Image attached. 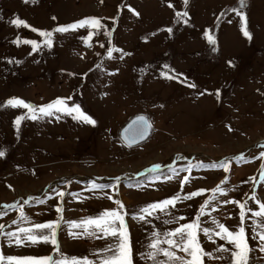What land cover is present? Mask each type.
Instances as JSON below:
<instances>
[{
	"label": "rangeland",
	"instance_id": "374dc122",
	"mask_svg": "<svg viewBox=\"0 0 264 264\" xmlns=\"http://www.w3.org/2000/svg\"><path fill=\"white\" fill-rule=\"evenodd\" d=\"M233 8L244 12L243 22ZM91 16L100 19L103 28L53 31ZM15 18L28 26L10 23ZM244 28L251 39L244 36ZM33 29L51 32L52 46L42 43L45 37ZM89 30L94 34L85 42ZM205 31L213 37L212 43ZM26 40H36L37 50L32 51ZM109 47L122 52L114 50L109 57ZM164 72L178 78H168ZM11 97L37 110L64 98L69 107L79 105L97 123L76 119L75 112L53 110L52 115H44L5 105ZM33 114L38 118L33 120ZM137 115L146 116L151 132L146 140L130 145L122 129ZM17 116L22 117L18 126ZM0 150L5 152L0 157V232L59 220L58 252L50 243L17 245L0 234V252L5 256L96 260L98 250L114 240L99 231L82 235L81 222L115 208V199H120L127 213L133 264H150L139 253L147 250L153 228L178 225L163 224L168 217L159 211L160 219L146 217L151 224L133 216L148 203L206 189L178 200L174 208L169 206V215L183 216L185 220L179 222H188L225 176L228 180L221 186L227 191L210 201L202 226L211 227L208 218L215 217L235 230L239 205L221 201H247L253 210L258 209L253 194L264 201L260 177L264 159L259 157L264 151V0H244L242 8L239 0H187L186 5L184 0H0ZM223 160L229 162L227 172L194 167L181 186L189 175L182 168L189 163ZM153 165L160 167L153 171ZM115 177L121 178L115 190L90 189L89 181L114 184ZM5 204L15 206L4 208ZM57 205L63 208L60 214ZM21 209L28 217L23 222L18 220ZM251 216L246 211L249 264H264L259 240L252 237ZM69 221L80 226L70 227ZM93 228L89 226L90 231ZM34 231L47 234L48 230ZM198 238L212 253L203 257V264H228L230 253L216 249L220 244L232 245L214 234L208 239L199 232Z\"/></svg>",
	"mask_w": 264,
	"mask_h": 264
},
{
	"label": "snow or ice",
	"instance_id": "6c2138e0",
	"mask_svg": "<svg viewBox=\"0 0 264 264\" xmlns=\"http://www.w3.org/2000/svg\"><path fill=\"white\" fill-rule=\"evenodd\" d=\"M27 2V0H25ZM185 5L187 4V0H184ZM241 8L243 7L244 0H239ZM171 6V5H170ZM233 12H236L239 16L240 20L243 22L245 20V14L242 10H238L236 8L231 9ZM138 15V14H137ZM180 16V13H177ZM183 16H187V12L183 13ZM55 19V17H53ZM187 20H184V23H187ZM13 25H27V22L23 19L15 18L10 21ZM88 26L89 29H101L103 25L97 17H85L82 19H77L71 23L58 25L53 31L58 32H68L69 30H75L77 28H83ZM33 31H38L41 36L45 37V40L42 41L46 46H52V40L50 39L52 33L49 31H43L40 29H33ZM168 32H172V28L167 29ZM93 31L89 30L87 38L90 39L93 36ZM244 36L251 39V33L244 28L243 29ZM105 35H110L109 33H105ZM207 36L208 41L210 43L213 42V37L209 35L207 31L204 33ZM25 43L32 45V51H36L38 48V42L36 40H26ZM121 51V49H114L109 47L107 49V55L109 57L112 56L113 51ZM215 50V49H214ZM129 53H123V55H128ZM231 65V61L228 62ZM168 66L165 65V68ZM118 71V70H117ZM168 78L176 79L178 77L170 76L168 72L162 73ZM189 87H195L194 84H189ZM220 90H216L217 96H219ZM203 95V93H200ZM67 99H70L67 98ZM5 105L18 107L22 106L29 110V112L38 111L44 115H52L53 110L55 111H65L71 115L75 112L77 115L74 117L76 119H80L86 123H90L95 125L97 121L90 115H87L83 112L79 105L73 104L69 107L64 98H56L55 100L43 104L39 106L38 110L35 109L30 103L25 102L23 99L18 97H11L5 101ZM33 120L37 119V115L33 114L31 116ZM22 117L17 116L15 118V124L18 126ZM151 127L146 117L140 115L133 120L127 129H125V139L131 144L135 142L137 139L143 140L145 136L148 135V130ZM5 152L0 150V157H3ZM259 157L264 159V151H260ZM243 158V154L236 156L235 159L239 161ZM160 165H153L152 170L159 168ZM223 168L225 172L229 170V162L227 160L220 161L219 163H213L209 165H204L203 163L192 164L189 163L186 168H182L189 173V175H185L183 179L180 181L181 186H183L184 182L190 179V174L192 168ZM175 173V169H173ZM260 177L261 180H264V163L260 166ZM120 177H115L114 184H103L96 183L95 181H89L90 189H107L113 188L117 189V185L120 182ZM228 180V177L225 176L223 180L220 181L216 187L211 189L213 195L209 196L208 199H205L202 204L199 206V210L196 211L195 216L188 220V222L181 223L179 221L185 220V217H177L175 214L169 215V206L174 208L176 206V202L180 199H189L191 197H195L207 191L204 188H199L195 191L187 193L185 196L181 197L179 193L174 194L168 198L161 199L156 202L148 203L146 206L142 207L134 216V219L144 220L146 223L151 224L152 221L146 219V217H155L160 219L157 215V211L163 212L164 215L168 218L163 219V224H177L178 226L170 228V229H162L156 230L155 227L151 232L150 243L147 245V250L145 252L139 253L141 259H144L146 262H150V264H203V257L211 256L212 253L206 252L205 249L201 246L198 233L203 232L204 235L208 239H212L213 234L220 239L227 241L228 244L232 245V248L225 247L224 244L218 245L216 251L220 253H230V258L228 264H249V253L251 251L249 247V243L247 240L246 228L244 225V221L246 219V211H251L252 216L248 217L253 221L252 223V237L253 239L259 240V248L262 253H264V201L258 199L255 194H253L252 199L255 201V204L258 205V209L253 210L247 207V201L240 202L239 200H222L223 204H236L239 205V223L236 226L235 230L230 229L229 226H226L224 223H221L215 217H209L211 222V227L202 226L203 221L201 217L205 215L206 207L210 206V201L216 200V193H226L227 189L222 187L221 185L225 184ZM58 195L62 198L64 196V192L60 191ZM107 195V194H106ZM109 199H112L111 196H108ZM33 199L29 197V200ZM29 201L25 200L24 203L27 204ZM38 203H42L43 201H37ZM115 208L105 209L100 212L97 216L92 217L89 216L82 220V224L84 225V232L82 235H94L96 231L102 232L104 236L112 237L114 242L107 247L98 250L97 259L91 260L87 256L82 258H78L76 256H72L71 258L67 256L61 255V258L54 259L50 255L45 256H13L7 255L5 256L2 252H0V264L3 262H7V264H133V250L130 242L129 232L127 228L126 221L124 219L126 212H124V205L120 199H115ZM15 205L5 204L4 208L14 207ZM63 208L60 205L56 206V212L58 214L62 213ZM3 213H0L2 215ZM229 215H231L229 213ZM62 218V217H61ZM259 218V219H257ZM28 217L24 214L21 209L20 216L18 220L21 222L26 221ZM13 223H17L16 220ZM59 226V220H48L44 223H33L30 227H17L14 231H9L7 233L0 234L5 235L8 238L9 243H15L17 245L25 243V241H30L32 244H36L38 242L50 243L53 245L54 251H59V242L57 240V228ZM69 226H77L75 221H69ZM89 226H94L93 230H89ZM3 228V225H0V229ZM48 230L47 234L44 232H40V234H36L34 230ZM23 234V237L21 236ZM75 235V233L73 234ZM177 250L180 253L178 254ZM219 259H223V256L218 257Z\"/></svg>",
	"mask_w": 264,
	"mask_h": 264
},
{
	"label": "water",
	"instance_id": "95a60500",
	"mask_svg": "<svg viewBox=\"0 0 264 264\" xmlns=\"http://www.w3.org/2000/svg\"><path fill=\"white\" fill-rule=\"evenodd\" d=\"M137 116H135L134 118H132L129 122H128V124L125 126V128H124V130H123V136H124V138H125V129H127L128 128V126H129V124L133 121V120H135V118H136ZM145 117V116H144ZM149 133H150V128H149V130H148V135H149ZM147 135V136H148ZM147 136H145V138L147 137ZM144 138V139H145ZM138 141H141V140H139V139H137L135 142H138ZM135 142H132V143H135Z\"/></svg>",
	"mask_w": 264,
	"mask_h": 264
}]
</instances>
